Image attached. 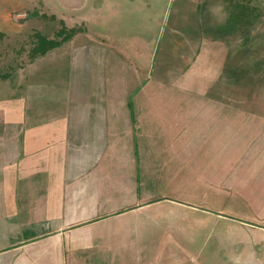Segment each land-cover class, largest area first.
<instances>
[{
	"label": "crops",
	"instance_id": "1",
	"mask_svg": "<svg viewBox=\"0 0 264 264\" xmlns=\"http://www.w3.org/2000/svg\"><path fill=\"white\" fill-rule=\"evenodd\" d=\"M60 1L47 18L63 24L33 31L42 37L25 50L26 63L0 76V264H264V123L256 155L243 156L253 172L222 170L221 182L208 167L200 173L207 185L239 187L238 212L198 202L191 188L184 199L166 197L167 178L199 176L187 159L202 142L197 129L175 125L167 138L162 112L143 103L148 92L119 76L111 42L81 40L110 36L70 22L90 7L105 20L108 0ZM209 112L205 144H227L224 128L214 137L219 119Z\"/></svg>",
	"mask_w": 264,
	"mask_h": 264
},
{
	"label": "rangeland",
	"instance_id": "2",
	"mask_svg": "<svg viewBox=\"0 0 264 264\" xmlns=\"http://www.w3.org/2000/svg\"><path fill=\"white\" fill-rule=\"evenodd\" d=\"M108 2V16L103 21L94 18L91 7L82 19L70 18L72 24L79 20L83 32L110 31V36L102 34L96 41L93 37L81 40L111 42L117 49L119 76H131L130 89L148 92V99L144 97L143 102L139 96L136 105L148 103L150 110L162 112L161 118L168 125L167 138L174 133L175 125L190 124L202 141L187 156L196 166L198 178L190 179L183 170L180 183L173 184L167 178L165 196L184 199L179 193L191 188L196 190L198 202L206 199L213 207H229L225 213L238 212L239 187L228 183L207 185L200 173L208 167L215 174L211 179L221 182L216 174L222 170L229 176L254 170L253 164L244 163L243 156L256 155L257 126L264 123V0ZM117 2L119 11L115 12ZM61 8L60 0H0V76H12L20 63H26L29 50H25L42 37L37 38L33 31L60 27L59 20L47 16ZM79 31L72 30L67 37L73 38ZM211 107L219 119L214 137L224 128L225 137L219 139L226 138L227 144H205L212 133L206 131ZM186 134L189 138L192 133ZM190 182L195 183L186 185ZM219 230L215 227L213 234L218 235ZM207 245L209 242H202L199 250H206ZM208 250L215 252V247L208 246ZM205 260H199V264ZM174 261L165 259L163 264Z\"/></svg>",
	"mask_w": 264,
	"mask_h": 264
}]
</instances>
